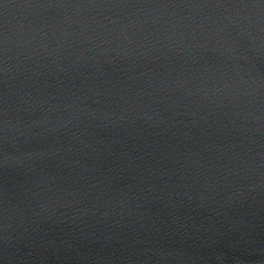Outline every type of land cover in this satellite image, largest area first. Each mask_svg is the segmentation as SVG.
I'll return each instance as SVG.
<instances>
[{
	"label": "water",
	"instance_id": "1",
	"mask_svg": "<svg viewBox=\"0 0 264 264\" xmlns=\"http://www.w3.org/2000/svg\"><path fill=\"white\" fill-rule=\"evenodd\" d=\"M0 264H264V0H0Z\"/></svg>",
	"mask_w": 264,
	"mask_h": 264
}]
</instances>
